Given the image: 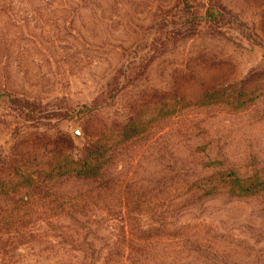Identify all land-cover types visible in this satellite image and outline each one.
<instances>
[{
  "label": "rangeland",
  "instance_id": "obj_1",
  "mask_svg": "<svg viewBox=\"0 0 264 264\" xmlns=\"http://www.w3.org/2000/svg\"><path fill=\"white\" fill-rule=\"evenodd\" d=\"M261 83L264 0H0V180L109 129L107 170L141 195L129 239L162 241L139 259L264 264Z\"/></svg>",
  "mask_w": 264,
  "mask_h": 264
},
{
  "label": "trees",
  "instance_id": "obj_2",
  "mask_svg": "<svg viewBox=\"0 0 264 264\" xmlns=\"http://www.w3.org/2000/svg\"><path fill=\"white\" fill-rule=\"evenodd\" d=\"M258 78L259 83L262 78ZM262 87L264 83L252 85L250 94ZM119 132L125 140L134 136L131 123ZM103 133L82 145L79 155L57 150L35 170H29L24 161L19 181L8 173L0 180V201L7 198L0 204V264H11L16 250H21V259L35 256L34 264H77L79 260L80 264H147L145 251L162 243L157 239L159 229L150 227L153 233L143 246L134 247V237L130 241L133 205L141 195L107 170L116 137L109 129ZM11 196L16 200L9 202ZM112 219L122 226L114 245L105 254L93 250L91 236L96 237L98 228ZM117 244L121 249L115 247ZM37 246L43 248L34 251ZM141 248L145 249V260L139 259ZM188 258L189 253L180 262Z\"/></svg>",
  "mask_w": 264,
  "mask_h": 264
}]
</instances>
